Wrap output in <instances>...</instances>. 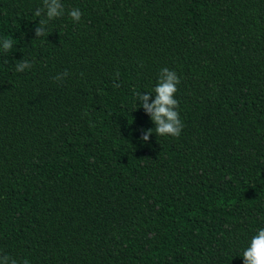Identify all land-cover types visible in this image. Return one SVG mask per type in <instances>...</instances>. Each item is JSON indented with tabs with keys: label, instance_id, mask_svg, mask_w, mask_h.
Segmentation results:
<instances>
[{
	"label": "trees",
	"instance_id": "obj_1",
	"mask_svg": "<svg viewBox=\"0 0 264 264\" xmlns=\"http://www.w3.org/2000/svg\"><path fill=\"white\" fill-rule=\"evenodd\" d=\"M62 3L80 22L65 14L43 39V0H0V42L13 40L0 43V252L243 264L264 228V0ZM165 67L181 80L178 138L156 136L134 95Z\"/></svg>",
	"mask_w": 264,
	"mask_h": 264
},
{
	"label": "clouds",
	"instance_id": "obj_2",
	"mask_svg": "<svg viewBox=\"0 0 264 264\" xmlns=\"http://www.w3.org/2000/svg\"><path fill=\"white\" fill-rule=\"evenodd\" d=\"M67 14L73 22H80L83 13L79 8L66 9L62 0H43V6L35 10L37 17L43 16L39 20V26L35 28V37L47 39L49 36V22L62 18ZM2 50L7 53L13 48V40L5 38L2 40ZM32 64L24 60L17 64L16 71L23 72L25 69H30ZM69 73L67 71L57 74L53 79L63 81ZM119 77V73H116ZM181 83L180 77L174 70L165 67L160 70L158 81L150 93L135 92L134 95L138 100L140 107L150 116L151 121L155 124L156 136L178 138L183 131L184 124L180 118L179 101L176 99L178 85ZM119 83L113 84V87L118 88ZM154 96V98H153ZM85 115H88L85 112ZM153 134V129L142 130L140 137L141 141L148 142ZM243 264H264V228H260L257 233L251 238L249 246L242 254ZM0 264H21L13 256L0 252ZM22 264H29V261L24 260Z\"/></svg>",
	"mask_w": 264,
	"mask_h": 264
}]
</instances>
